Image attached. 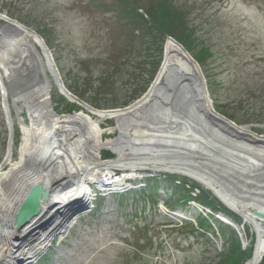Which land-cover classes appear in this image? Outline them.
<instances>
[{
	"label": "rangeland",
	"instance_id": "1",
	"mask_svg": "<svg viewBox=\"0 0 264 264\" xmlns=\"http://www.w3.org/2000/svg\"><path fill=\"white\" fill-rule=\"evenodd\" d=\"M115 1L119 0H0V14L43 38L63 84L79 95L69 90L72 94L89 107L112 110L140 99L163 59L162 52L144 47L128 22L116 15L115 5L111 6ZM170 1L178 14L177 26L171 28L189 46L187 51L167 34L162 45L172 38L195 60L217 113L264 136V0ZM132 2L141 12L145 0ZM7 88L6 79L0 78V163L10 142L12 159L18 157L23 126ZM6 95L13 117L10 131ZM50 100L58 114L88 111L84 103L67 99L55 86ZM21 114L26 123L24 109ZM115 123L114 118L100 121L104 138L117 135V130H109ZM100 155L115 156L110 149H102ZM175 189L187 196L191 191V196L178 201ZM221 206L230 212L220 213ZM80 212L69 231L61 238L54 236L37 256L38 264H227L236 256L234 242L242 249L252 244V251L255 245L249 222L202 183L166 170H149L125 180L123 187L98 194Z\"/></svg>",
	"mask_w": 264,
	"mask_h": 264
},
{
	"label": "bare ground",
	"instance_id": "2",
	"mask_svg": "<svg viewBox=\"0 0 264 264\" xmlns=\"http://www.w3.org/2000/svg\"><path fill=\"white\" fill-rule=\"evenodd\" d=\"M0 19V78L8 82L6 93L23 124L18 157L12 159L10 142L0 163V264L35 260L54 236L63 237L93 198L89 182L96 184L103 176L106 188L123 187L126 179L149 170L193 178L249 222L256 238L247 264H259L264 252V136L214 110L199 65L180 44L165 41L156 77L133 104L58 114L50 100L53 86L76 99L64 89L48 46L31 28L3 14ZM7 95L4 111L11 128ZM105 118L116 121L109 129L118 131L112 138L103 137L100 121ZM102 149L115 156L102 159ZM19 211L25 221L15 228L13 215Z\"/></svg>",
	"mask_w": 264,
	"mask_h": 264
},
{
	"label": "trees",
	"instance_id": "3",
	"mask_svg": "<svg viewBox=\"0 0 264 264\" xmlns=\"http://www.w3.org/2000/svg\"><path fill=\"white\" fill-rule=\"evenodd\" d=\"M172 3L173 2L170 0H145L144 6L141 9L143 12H140V8L138 9L137 7L136 9L133 6L132 0L115 1L111 6L115 5L114 11L116 15L123 21L128 22L129 29L133 33H136V38L142 43L144 47L161 53L163 48L162 41L165 37V34H167L173 36L188 51L187 47L189 45L186 43L181 33H178V31H175V33L171 28L172 26H177L176 19L178 16L177 7H172ZM154 66L155 68L158 67L157 62L154 63ZM68 89L71 92L76 93L72 87H69ZM176 192L179 193L180 200H184L187 196V193L186 195H183L177 189H175L174 193ZM220 208L219 209L222 212H230L225 207L221 206ZM232 216L238 222L240 221L234 215ZM232 247L236 256L233 257L232 261L227 262V264H241L245 259L251 256L252 244L248 249H242L238 242H234ZM46 258L47 257H45V259ZM40 263L41 261L39 264ZM259 264H264V254L261 257Z\"/></svg>",
	"mask_w": 264,
	"mask_h": 264
},
{
	"label": "water",
	"instance_id": "4",
	"mask_svg": "<svg viewBox=\"0 0 264 264\" xmlns=\"http://www.w3.org/2000/svg\"><path fill=\"white\" fill-rule=\"evenodd\" d=\"M65 90L67 91V89H65ZM28 199H30L31 200L30 202L33 203V200L31 199V196L27 197V200ZM22 206L23 205H21L20 207H22ZM222 214L227 216L228 218H230L228 215H226L224 213H222ZM230 220H232V222L237 226V222H235L232 218H230ZM24 221H25V217L22 216L21 211L14 213V215H13V225H14L15 228L21 226ZM19 261H21V259ZM29 263H30V260L29 261L25 260V261L21 262L20 264H29Z\"/></svg>",
	"mask_w": 264,
	"mask_h": 264
}]
</instances>
